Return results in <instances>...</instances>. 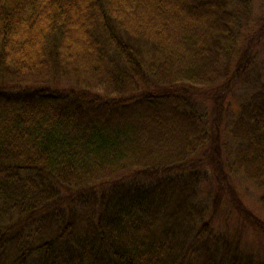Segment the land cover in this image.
Instances as JSON below:
<instances>
[{
  "label": "trees",
  "instance_id": "obj_1",
  "mask_svg": "<svg viewBox=\"0 0 264 264\" xmlns=\"http://www.w3.org/2000/svg\"><path fill=\"white\" fill-rule=\"evenodd\" d=\"M263 49L264 0H0V264H264Z\"/></svg>",
  "mask_w": 264,
  "mask_h": 264
},
{
  "label": "rangeland",
  "instance_id": "obj_2",
  "mask_svg": "<svg viewBox=\"0 0 264 264\" xmlns=\"http://www.w3.org/2000/svg\"><path fill=\"white\" fill-rule=\"evenodd\" d=\"M257 55V52L256 54ZM255 63L257 65V68H254V72L252 73L250 70L247 73V75L250 78H258V77H262L264 76V49L263 51L258 55V60H255ZM259 83L264 84V78L262 80L259 81ZM243 83H241L240 85H242ZM245 88H241V86L237 87V89L234 91L233 95H227L225 98V103H224V108L225 111L228 113L229 116H234L236 115L233 110L237 106L238 104L240 105L241 102H243L244 100V92H245ZM120 93V91L118 92ZM118 93L116 94V96L118 95ZM135 95V93H134ZM246 95V94H245ZM116 98V97H113ZM118 98V97H117ZM210 114V113H209ZM208 114V115H209ZM124 119V117L120 116V118L116 119L117 122H122ZM134 121H137L134 119ZM239 146L237 145L235 147V150L238 149ZM234 168L236 169V167L234 166ZM247 202V207L249 208V210H251L254 214V216L260 220V221H264V203H261L259 200H253V199H249L248 196V201ZM208 221V220H206ZM212 226H216L215 224H212ZM248 228H250V226H247ZM244 237L240 238L241 244H243V242H245V247L254 255H256L258 258L257 261H260L262 259H264V237L260 238H255L254 235L250 232H244ZM243 239V240H242Z\"/></svg>",
  "mask_w": 264,
  "mask_h": 264
}]
</instances>
